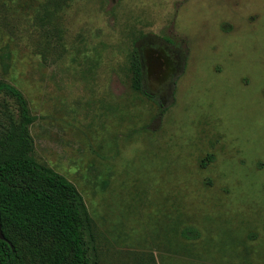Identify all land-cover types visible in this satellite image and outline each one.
I'll return each instance as SVG.
<instances>
[{"label": "rangeland", "instance_id": "374dc122", "mask_svg": "<svg viewBox=\"0 0 264 264\" xmlns=\"http://www.w3.org/2000/svg\"><path fill=\"white\" fill-rule=\"evenodd\" d=\"M49 1L0 0V81L83 196L98 264H264V0Z\"/></svg>", "mask_w": 264, "mask_h": 264}, {"label": "trees", "instance_id": "16d2710c", "mask_svg": "<svg viewBox=\"0 0 264 264\" xmlns=\"http://www.w3.org/2000/svg\"><path fill=\"white\" fill-rule=\"evenodd\" d=\"M48 5L65 7L55 0ZM129 58L132 88L146 95L144 53L134 48ZM0 96L13 100L18 113H7L8 122L0 129V227L5 237L0 238V264H98L93 220L83 196L33 156L36 117L28 100L3 81Z\"/></svg>", "mask_w": 264, "mask_h": 264}, {"label": "crops", "instance_id": "0c3cea01", "mask_svg": "<svg viewBox=\"0 0 264 264\" xmlns=\"http://www.w3.org/2000/svg\"><path fill=\"white\" fill-rule=\"evenodd\" d=\"M185 258V254H171V253H164L161 254V258L159 259L160 264H188L189 261L186 259V261L184 260Z\"/></svg>", "mask_w": 264, "mask_h": 264}, {"label": "water", "instance_id": "95a60500", "mask_svg": "<svg viewBox=\"0 0 264 264\" xmlns=\"http://www.w3.org/2000/svg\"><path fill=\"white\" fill-rule=\"evenodd\" d=\"M0 238H1L2 240H5V237H4L3 233H2V229H1V227H0Z\"/></svg>", "mask_w": 264, "mask_h": 264}]
</instances>
